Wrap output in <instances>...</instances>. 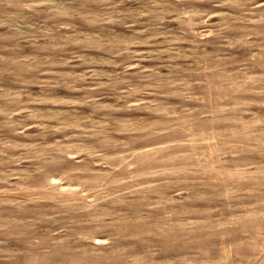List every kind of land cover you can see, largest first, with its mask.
Returning a JSON list of instances; mask_svg holds the SVG:
<instances>
[{
	"label": "rangeland",
	"instance_id": "374dc122",
	"mask_svg": "<svg viewBox=\"0 0 264 264\" xmlns=\"http://www.w3.org/2000/svg\"><path fill=\"white\" fill-rule=\"evenodd\" d=\"M0 264H264V0H0Z\"/></svg>",
	"mask_w": 264,
	"mask_h": 264
}]
</instances>
